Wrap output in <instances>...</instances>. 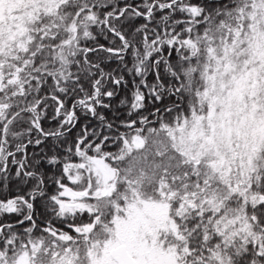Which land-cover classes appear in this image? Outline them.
Segmentation results:
<instances>
[{
    "label": "snow or ice",
    "instance_id": "1",
    "mask_svg": "<svg viewBox=\"0 0 264 264\" xmlns=\"http://www.w3.org/2000/svg\"><path fill=\"white\" fill-rule=\"evenodd\" d=\"M0 264H264V0H0Z\"/></svg>",
    "mask_w": 264,
    "mask_h": 264
}]
</instances>
